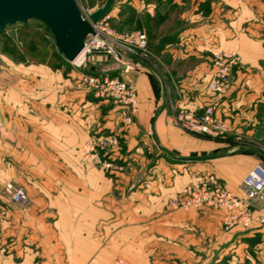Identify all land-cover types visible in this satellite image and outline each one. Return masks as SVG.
Returning <instances> with one entry per match:
<instances>
[{"label": "crops", "instance_id": "obj_1", "mask_svg": "<svg viewBox=\"0 0 264 264\" xmlns=\"http://www.w3.org/2000/svg\"><path fill=\"white\" fill-rule=\"evenodd\" d=\"M129 4L134 24L167 66L173 96L145 66L128 62L132 68L122 73L117 61L115 72L100 75L135 85L138 111L127 125L119 108L88 96L63 66L12 63L7 90L0 87V264H175L179 257L188 264H264V225L225 231L223 210L169 207L183 190L198 188V177L213 176L241 196L243 178L261 164L249 145L187 134L172 116H199L213 100L212 52L222 49L238 54L248 73L235 72L214 116L264 144V133L254 138L264 126V0ZM114 129L124 169L83 162L85 140ZM8 182L26 192L27 204L9 201ZM254 216L264 217V204Z\"/></svg>", "mask_w": 264, "mask_h": 264}, {"label": "built area", "instance_id": "obj_2", "mask_svg": "<svg viewBox=\"0 0 264 264\" xmlns=\"http://www.w3.org/2000/svg\"><path fill=\"white\" fill-rule=\"evenodd\" d=\"M82 17L88 21L93 29V34L89 35L85 41L82 53L88 58L96 53H104L113 57L123 64L122 73H127L132 64L137 63L153 71L161 80L164 76V68L160 64V58L151 51L147 35L141 30L129 32H117L109 22L107 15L103 19L92 22L90 13H81ZM236 54L227 53L222 49H215L212 52L213 71L208 90L213 95L215 102L206 107L200 116L194 115L192 111L181 110L173 113V120L177 126L186 133L223 138L227 128L214 116L217 101L222 98L229 90V68L235 62ZM76 60L70 63L75 68ZM161 68V70H160ZM163 82V81H161ZM94 91L99 99L108 100L120 109L122 122L131 124L138 111V99L136 87L133 83L124 80L122 77H109L106 75L86 74L84 84ZM163 85V83H162ZM165 88V85H163ZM167 91V90H166ZM117 142L115 135L105 137H90L81 147L82 155L85 160L92 157L100 162L99 154L106 149H112ZM256 143L249 141V146ZM114 149V148H113ZM112 150H107L111 153ZM106 153V154H107ZM110 157V156H109ZM105 165V164H104ZM111 164L106 163L109 168ZM197 189H185L169 202L171 209H203L223 210L226 212L223 221L225 231L239 227L243 230H250L254 222L264 225V217L254 214L258 213L264 204V166L255 165L243 178L240 186L241 196L230 192L226 186L216 180L213 176L198 177ZM4 191L9 201L13 204H27L29 197L26 192L15 186L12 182L4 185ZM119 264V261H117Z\"/></svg>", "mask_w": 264, "mask_h": 264}, {"label": "rangeland", "instance_id": "obj_3", "mask_svg": "<svg viewBox=\"0 0 264 264\" xmlns=\"http://www.w3.org/2000/svg\"><path fill=\"white\" fill-rule=\"evenodd\" d=\"M74 1L77 4V6H78V8H79L81 13H85V12L91 13L92 10L94 9V8L89 9L87 7L86 0H74ZM126 1H128V0H116L115 1L114 5H116V6H115L114 11H112L111 13L115 14L117 16V18H120L119 17L120 10H123V11L126 10L128 15H129V12L131 10H133V9L130 8L131 6H130L129 2L130 1L133 2L134 0H130L128 3ZM98 7H100V6H96L95 9L98 8ZM146 17L148 18V16H146ZM134 19H135V23H137L138 20L136 19V13H135V18ZM131 26H136V25L133 23V25H131ZM19 27H20L19 24H16V25L12 26L11 28H8L5 31V33L9 34V33L13 32V31L18 30ZM137 30H141V31L145 32L142 29H137ZM145 34H146V32H145ZM56 50H57V48H56ZM225 52L229 53L228 51H225ZM116 62H117V60H115L111 56H108L107 54L96 53V54L86 58L85 59V63L79 69L71 66L70 64L69 65H64L63 67H64L65 73L72 74L73 76L78 78L81 90H83L86 93H88V96L89 95L93 96V98H95L96 101H103L104 99L97 98L95 96V94H94V91L91 90L90 88H88L86 83L84 84V76L86 74H93V75L97 76V75H100V74H103V73H106V72H109V71H111V72L114 71L115 72L116 71V67L115 66L117 64ZM12 63L14 64V62L11 59H9L7 56L2 54L1 51H0V87L5 89V90H7L8 75H9V70L12 68ZM160 64L162 65V69L164 68V72H163L164 76L161 78V81H163V82H161V83H163V85H165V91L167 90V97L170 96V98H171L173 96V87H171V81H170L171 79H169V76H168L169 71L166 70L167 66H166L165 62L162 61V62H160ZM211 64H212V62H211ZM212 67H213V64H212ZM90 68H93V69L99 68V70H97V71L90 70ZM229 69L230 70H229L228 81H229L230 88H229L228 92L230 91L231 86L233 84V77L235 75V72L239 71V72H242V74H247L248 73L247 69H246V66L242 63L241 58H240V56L238 54H236L235 62L231 65V67ZM160 70H161V68H160ZM150 72L154 73L151 70H150ZM228 92L222 98H220L217 101L218 106L215 108V111H216V109L219 108V106L221 105V100L228 94ZM213 99H214V97H213ZM212 102H215V100L214 101L212 100L210 102V104ZM110 103L113 105L112 102H110ZM206 107L204 108L203 112L200 115H202L204 113ZM215 111H214V113H215ZM221 123L223 124V122H221ZM116 131L117 130H115V129L113 130V132H108L106 130H101V131H97V132L91 134L90 137H102V136L105 137V136L115 135L116 138H117V142H116V144L113 147H111L112 149H106L103 152H100V154H99L100 162H97L92 157H89L88 159L85 160L84 156L82 155L83 162L89 163L90 165H92V166H94L96 168L103 169V170H106V171H110V170L120 171V170L124 169L123 168L124 166L121 164L123 162V160L120 159V156L123 155V153H124L123 151L125 149H124V146H123V141H122V139L119 138V135H118V133ZM227 131H228V133L226 135H224L223 138L225 140L232 141V143L234 142V144L236 142V143H240V144H244V145H249V141H252L251 138H249L248 136H246V135H244L242 133H233V132H231L229 130H227ZM187 134H190V135H193V136H202V135H198V134H194V133H192V134L191 133H187ZM82 145H81V147H82ZM249 147H252V149L255 151V153L264 155V144L257 142L254 145V147L253 146H249ZM107 150H112V152L108 154ZM81 154H82V151H81ZM106 163L111 164V166L109 168H106L105 167ZM212 262H213V260L210 261V263H212ZM173 263H175V264H188L184 259H182L180 257L177 258V259H173ZM225 264H228L227 260H225Z\"/></svg>", "mask_w": 264, "mask_h": 264}, {"label": "water", "instance_id": "obj_4", "mask_svg": "<svg viewBox=\"0 0 264 264\" xmlns=\"http://www.w3.org/2000/svg\"><path fill=\"white\" fill-rule=\"evenodd\" d=\"M116 0H106L90 13V20L97 22L106 17ZM41 22L51 33L58 53L70 64L82 53L85 41L93 34L74 0H0V32L8 26L29 21ZM264 126L256 130L259 141Z\"/></svg>", "mask_w": 264, "mask_h": 264}, {"label": "trees", "instance_id": "obj_5", "mask_svg": "<svg viewBox=\"0 0 264 264\" xmlns=\"http://www.w3.org/2000/svg\"><path fill=\"white\" fill-rule=\"evenodd\" d=\"M106 0H86L87 7L92 9L96 6H102ZM131 12V13H130ZM120 10L119 19L109 18L111 26L117 31L126 32L137 30V26H131L135 23V13L131 10ZM19 28L9 34L0 32V51L16 64L45 65L52 70L60 69L64 65H69L65 59L56 50L53 37L49 30L39 21H29L20 23ZM127 27V28H126ZM125 28V29H124ZM261 164L264 166V155L258 154Z\"/></svg>", "mask_w": 264, "mask_h": 264}, {"label": "bare ground", "instance_id": "obj_6", "mask_svg": "<svg viewBox=\"0 0 264 264\" xmlns=\"http://www.w3.org/2000/svg\"><path fill=\"white\" fill-rule=\"evenodd\" d=\"M85 55L83 53H81L78 58L76 59V66H80L84 61H85Z\"/></svg>", "mask_w": 264, "mask_h": 264}]
</instances>
